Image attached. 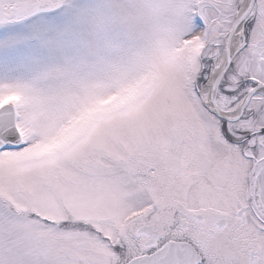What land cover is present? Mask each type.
<instances>
[{
	"label": "snow or ice",
	"instance_id": "snow-or-ice-1",
	"mask_svg": "<svg viewBox=\"0 0 264 264\" xmlns=\"http://www.w3.org/2000/svg\"><path fill=\"white\" fill-rule=\"evenodd\" d=\"M0 264H264V0H0Z\"/></svg>",
	"mask_w": 264,
	"mask_h": 264
}]
</instances>
